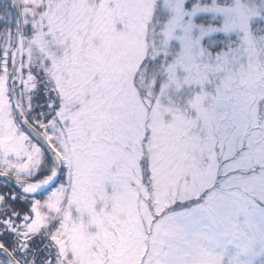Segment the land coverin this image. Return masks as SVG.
<instances>
[{
  "label": "snow or ice",
  "instance_id": "6c2138e0",
  "mask_svg": "<svg viewBox=\"0 0 264 264\" xmlns=\"http://www.w3.org/2000/svg\"><path fill=\"white\" fill-rule=\"evenodd\" d=\"M0 264H264V0H0Z\"/></svg>",
  "mask_w": 264,
  "mask_h": 264
}]
</instances>
